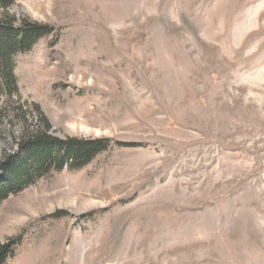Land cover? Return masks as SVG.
I'll use <instances>...</instances> for the list:
<instances>
[{
    "label": "rangeland",
    "instance_id": "374dc122",
    "mask_svg": "<svg viewBox=\"0 0 264 264\" xmlns=\"http://www.w3.org/2000/svg\"><path fill=\"white\" fill-rule=\"evenodd\" d=\"M4 13L53 28L14 55L17 101L55 138L111 140L0 203V243L17 242L5 264H264V0ZM21 126H2L0 159Z\"/></svg>",
    "mask_w": 264,
    "mask_h": 264
},
{
    "label": "trees",
    "instance_id": "16d2710c",
    "mask_svg": "<svg viewBox=\"0 0 264 264\" xmlns=\"http://www.w3.org/2000/svg\"><path fill=\"white\" fill-rule=\"evenodd\" d=\"M14 0H0V6L8 8ZM53 28L27 18L16 19L4 13L0 18V134L5 122L19 121L21 135H10L16 150L9 147L0 159V203L9 194L21 191L30 182L52 170L65 166L71 170L84 167L96 155L107 150L109 138H55L50 134V123L39 105L36 111L25 109L19 102V87L15 75L14 55L27 52ZM11 127V126H10ZM11 129H9L10 131ZM6 140V139H5ZM120 146H137L135 143L117 142ZM15 242L0 243V264L15 255Z\"/></svg>",
    "mask_w": 264,
    "mask_h": 264
}]
</instances>
